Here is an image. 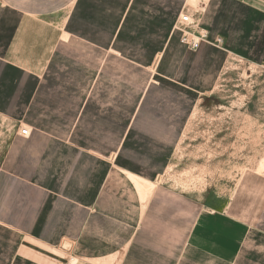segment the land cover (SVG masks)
I'll return each instance as SVG.
<instances>
[{"label": "rangeland", "instance_id": "obj_1", "mask_svg": "<svg viewBox=\"0 0 264 264\" xmlns=\"http://www.w3.org/2000/svg\"><path fill=\"white\" fill-rule=\"evenodd\" d=\"M183 14L223 43L157 67ZM31 22L0 58V264H221L187 246L203 204L264 264V0H0Z\"/></svg>", "mask_w": 264, "mask_h": 264}, {"label": "crops", "instance_id": "obj_2", "mask_svg": "<svg viewBox=\"0 0 264 264\" xmlns=\"http://www.w3.org/2000/svg\"><path fill=\"white\" fill-rule=\"evenodd\" d=\"M28 21L29 19H27V22ZM29 24L30 26L28 28L21 25L22 27L17 30L15 28L16 31L13 32L10 26H0V41L2 43L0 45L1 59L11 61L13 58L20 56L16 49L17 46H15L16 43L20 44L25 41L27 46L28 44L31 45L33 42L35 43V41H33V36L36 30L34 31L33 22ZM205 29L208 31L207 33L212 40L222 36L220 33H211L208 28ZM11 32L13 33V37L10 36ZM17 34H24L28 36V38L26 39L23 37L18 40ZM220 39L223 43V38L221 37ZM205 46L212 45H209L207 42H202L197 49H190L186 44L182 43L181 32L174 25L165 40L164 47L161 50L162 52L157 55L158 60H155L156 66L159 67V65H163V62H165L169 53L174 48L183 47L184 49L196 51L205 48ZM32 48L33 47L31 46V49ZM30 68L27 71L32 74L36 73V70L38 69L37 66H31ZM30 135L31 133L29 136ZM41 139L44 138L42 137ZM46 142H49V140L38 143L42 147H45L47 146ZM59 151L60 149H58V152ZM56 155L51 157H53V160L57 158L56 161H59L61 156L59 155L56 157ZM48 161H50V158H48ZM250 228L251 224L242 216L231 213L226 208L222 209L203 204L196 216L193 217L192 223L189 227L187 233V246L192 251L197 252L212 261H216L221 264H234L243 255L248 245V239L251 231ZM62 241H66L68 244H71L70 241L73 240L65 237Z\"/></svg>", "mask_w": 264, "mask_h": 264}, {"label": "built area", "instance_id": "obj_3", "mask_svg": "<svg viewBox=\"0 0 264 264\" xmlns=\"http://www.w3.org/2000/svg\"><path fill=\"white\" fill-rule=\"evenodd\" d=\"M194 19L190 14H183L180 17V25H178V30L182 31V41L188 45L191 49H197L202 42H210L208 33L197 34L193 31ZM217 43L221 42V39H216ZM21 135H29L30 129L23 127L20 129Z\"/></svg>", "mask_w": 264, "mask_h": 264}, {"label": "bare ground", "instance_id": "obj_4", "mask_svg": "<svg viewBox=\"0 0 264 264\" xmlns=\"http://www.w3.org/2000/svg\"><path fill=\"white\" fill-rule=\"evenodd\" d=\"M121 169H123V168H121ZM123 172H126V171H123ZM130 174V173H129ZM130 176V175H129ZM134 179V178H133ZM132 179V180H133ZM136 180V182H137V186H139V187H146V186H154L155 184H156V182H149V181H147V180H144V179H140V178H135ZM142 181V182H141ZM137 188V187H136ZM138 189V188H137ZM142 198V197H141ZM66 243H64V245H65ZM66 246H68L67 244H66ZM69 247V246H68ZM73 259V258H72Z\"/></svg>", "mask_w": 264, "mask_h": 264}]
</instances>
